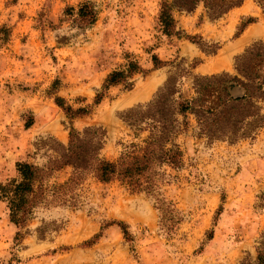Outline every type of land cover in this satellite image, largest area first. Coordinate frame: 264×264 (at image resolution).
I'll use <instances>...</instances> for the list:
<instances>
[{"label":"rangeland","instance_id":"obj_1","mask_svg":"<svg viewBox=\"0 0 264 264\" xmlns=\"http://www.w3.org/2000/svg\"><path fill=\"white\" fill-rule=\"evenodd\" d=\"M162 1L172 0H0L1 183L17 178L18 162L44 165L52 140L66 145L71 129H104L100 156L115 160L147 136L125 125L128 110L148 104L170 78L189 100L195 78L235 76V58L264 43V0H244L216 20L201 5L192 13L173 12L178 37L160 32ZM85 3L94 6L96 21L81 30L75 13ZM246 26L249 38L242 42L236 38ZM211 52L225 59L228 72L200 75L193 69ZM152 55L165 65L153 68ZM126 57L142 69L130 79L131 89L111 87L93 105L106 76L123 69ZM54 98L89 113L71 119ZM185 119L187 129L176 138L183 166L168 170L171 178L162 188L178 211V224L172 226L145 193L87 175L73 191L74 207L39 206L19 241L0 202V264L254 262L264 232V126L253 139L210 143L197 136L192 115ZM70 175L64 167L48 184H62ZM118 224L126 227L127 238Z\"/></svg>","mask_w":264,"mask_h":264},{"label":"trees","instance_id":"obj_2","mask_svg":"<svg viewBox=\"0 0 264 264\" xmlns=\"http://www.w3.org/2000/svg\"><path fill=\"white\" fill-rule=\"evenodd\" d=\"M243 2L162 1L157 18L160 32L166 37L179 36L173 12L192 13L201 5L205 15L210 20H216L240 7ZM259 6L264 13V4L259 3ZM75 15L81 30L96 21L92 4H81ZM251 22L249 19L247 24ZM150 59L155 69L165 65L155 55ZM234 69L236 75L233 77L220 74L210 78H195L191 87L193 96L189 100L182 98L177 81L168 79L148 104L125 113L122 118L125 125L134 134L147 132V136L141 145L130 143L113 161L100 156L106 136L104 129L86 127L80 132L71 129L66 145L52 140V145L46 149L49 154L44 165L16 163L17 178L0 182V202L5 205L9 222L18 230L15 240L22 238L20 231L34 218L39 206L56 204L74 207L73 191L87 175L99 183L116 181L133 192L145 193L155 200L156 208L162 214L169 215L172 226L178 224V211L172 202L163 197L162 188L170 181L168 170L178 171L183 166V151L176 143V138L187 129L186 115L193 116L197 136L210 143L221 141L234 144L240 140L253 139L264 126V43L256 42L247 47L235 58ZM141 72L138 62L127 59L123 69L112 71L106 76L102 91L96 95L93 105H98L111 87L123 85L125 89H131L130 79ZM57 84H53V90ZM54 103L71 119L89 113L87 108L73 110L63 107L60 98H54ZM178 116H182L181 122ZM64 167L71 168L69 179L62 184L49 185L53 173ZM118 226L127 238L126 227L123 224ZM239 264H264V232L256 248L255 261L244 260Z\"/></svg>","mask_w":264,"mask_h":264},{"label":"crops","instance_id":"obj_3","mask_svg":"<svg viewBox=\"0 0 264 264\" xmlns=\"http://www.w3.org/2000/svg\"><path fill=\"white\" fill-rule=\"evenodd\" d=\"M238 8V7H237ZM235 9V8H234ZM251 23L247 24V25H250ZM247 27L249 26H246V28H244L238 38L236 39H239L243 42L244 40L248 39V34L245 33L247 32ZM217 51H219V48L217 49ZM213 57L212 58H209V59H206L204 61H201L199 62L193 69L200 75H214V74H218V73H222V72H228L229 69L227 67H225V59L223 58H219L217 56V54H212Z\"/></svg>","mask_w":264,"mask_h":264}]
</instances>
